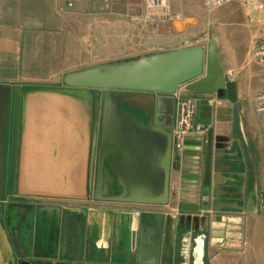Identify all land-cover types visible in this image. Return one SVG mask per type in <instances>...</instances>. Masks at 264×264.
Returning a JSON list of instances; mask_svg holds the SVG:
<instances>
[{"label":"crops","instance_id":"1","mask_svg":"<svg viewBox=\"0 0 264 264\" xmlns=\"http://www.w3.org/2000/svg\"><path fill=\"white\" fill-rule=\"evenodd\" d=\"M6 2V20L0 19V62L12 63L13 67L16 63L32 60L60 62L61 57L70 52L71 57L65 60L77 63L84 62L86 54L87 60L95 58L99 64L127 61L153 53L205 46L210 39L214 40L223 73L227 70L236 73L237 104L233 106L224 99L216 101L213 96L215 106L207 126L214 130L215 147L232 154L225 164L233 163L237 167L224 174L238 180L227 189L245 194L254 183L257 210L251 214L233 210L220 214L178 211L181 202L200 203L197 186L183 177L195 171L189 164L190 157H198V164L202 158L201 152L190 145L182 151L181 159L172 153L168 205L94 201L98 118L94 120L92 102L84 90L61 85L47 86L54 90H44L25 76L17 84L21 87V100L14 196L0 201V264H17L12 235L23 241L24 249L35 264H135L137 244L133 232L136 219L150 211L176 216L173 264H264V202L261 200L264 196V161L263 156L259 161L256 155L257 151L264 153V132L250 91L252 80L246 79L248 71L234 64L233 55L225 47L221 50L214 37H200L193 43L183 40L181 37H185V33L174 23L184 19L167 24L146 22L144 3L139 7V14L131 18L129 31L114 35L109 47L99 43L96 37L90 49H86L84 38L80 41L70 39L78 38L77 34L69 37L58 32L57 23L50 24L48 30L52 32L44 35V41L33 44L22 33L20 0ZM95 2L63 0V5L82 6L81 15L85 17L92 11L91 7L96 11ZM109 12L111 18L115 13ZM246 15L250 16V13ZM251 19L264 24V12L256 10ZM124 38L129 41H123ZM15 75L13 73L12 77ZM2 76L10 77L7 73ZM55 76L48 77L55 80ZM1 83L14 86L9 80ZM93 93L90 91L92 100L95 99ZM196 94L190 92L191 96ZM205 106L206 101L198 102L196 124L200 127L205 125L209 115ZM219 108L229 109L230 114L216 113ZM9 127L10 116L6 126L7 145ZM200 137L193 130L186 142L197 141ZM21 201L54 205L60 208V216L48 217L43 213L38 217L36 206L19 205ZM27 207L32 208L28 214L24 212Z\"/></svg>","mask_w":264,"mask_h":264},{"label":"water","instance_id":"2","mask_svg":"<svg viewBox=\"0 0 264 264\" xmlns=\"http://www.w3.org/2000/svg\"><path fill=\"white\" fill-rule=\"evenodd\" d=\"M188 84L193 93L214 95L216 101L237 104L235 84L225 77L214 40L205 46L153 53L127 61L98 64L64 73L60 85L85 91L92 102L94 120L98 118L95 158V180L92 198L97 202L147 206H166L170 198L172 162V127L175 115V93ZM90 91L95 99L92 100ZM20 85L0 84V201L14 196L16 146L18 138ZM214 101L206 102L208 116L197 141L184 143L201 152L190 157L195 171L184 179L197 186L200 203H179L180 212L220 214L233 210L255 213L256 185L247 193L228 190L238 183L226 177L237 169L225 164L232 154L215 147L214 130L208 127ZM126 108V110L124 109ZM141 112L146 122L139 120ZM230 114L229 109L216 113ZM10 116L9 147L5 158L6 120ZM195 150V152H197ZM6 165V167H5ZM236 198L235 201H227ZM59 215L60 208L41 206L37 215ZM176 216L156 211L143 213L136 219L135 264H173ZM12 241L17 264H34L26 259L24 243Z\"/></svg>","mask_w":264,"mask_h":264},{"label":"rangeland","instance_id":"3","mask_svg":"<svg viewBox=\"0 0 264 264\" xmlns=\"http://www.w3.org/2000/svg\"><path fill=\"white\" fill-rule=\"evenodd\" d=\"M20 2L21 28L27 41L33 44L44 41L46 39L44 35L48 31L52 32L48 30L50 24L57 23L55 28L58 27L56 29L58 32L66 33L69 37L77 34L78 38L70 39L80 41L84 38L86 49H90L96 37L100 40H98L99 43L109 47L114 35L120 33L124 35L129 31L128 25L132 23L131 18L139 14V7L143 3L145 5V0H96L94 3L96 11L91 7L92 11L88 12L90 14L82 17V6H64L63 0H20ZM166 2L173 13L179 14L184 19L182 22L174 23L179 31L185 33V37L184 35L181 37L183 40L193 43L200 37L216 38L220 49L225 47L233 55L234 64L248 71L250 78L248 76L246 79L252 80L250 89L253 92L252 95L255 96L258 92L264 91V69L256 65L251 58L253 49L262 42L264 33V24H258L251 19V16L256 13L253 3H230L209 12L202 0H166ZM7 7L6 0H0V19L4 21L7 16L5 13ZM109 11L115 13L111 18L108 15ZM247 12L250 16H245ZM145 16L144 12L143 17ZM189 17L192 19L187 20ZM110 25H112L111 28ZM186 25L190 26L185 27ZM56 30L54 32H57ZM127 38L123 41H129ZM71 54L70 52L67 56L61 57L60 62L32 60L16 63L15 67L12 63L8 65V63L0 62V82L9 80L11 85H17L25 76H28L34 80L33 85L36 87L58 86L61 82L60 74L99 64L98 59L87 60V54L86 60L81 63L65 60L70 58ZM12 68H14L13 71ZM4 73L9 74L10 77L5 79L6 77L2 76ZM13 73L16 74L15 77H12ZM50 75H56L55 80L52 79L53 77H48ZM256 155L259 161L263 156L264 161L262 151L261 154L257 151Z\"/></svg>","mask_w":264,"mask_h":264},{"label":"built area","instance_id":"4","mask_svg":"<svg viewBox=\"0 0 264 264\" xmlns=\"http://www.w3.org/2000/svg\"><path fill=\"white\" fill-rule=\"evenodd\" d=\"M207 11L219 9L230 3H254L257 11L264 12V0H202ZM145 20L153 24H167L175 21H181L179 14L173 13L166 0H145L144 5ZM251 58L253 62L260 68L264 69V33L263 40L252 51ZM225 77L228 81L234 82L236 73L233 70H227ZM214 95L207 93H198L196 96H191L188 90V84L180 85L175 97V115L174 124L172 127V153L181 159L184 143L191 131H196L202 137L205 135V130L196 124L198 113V102L204 100L212 102ZM255 110L261 119V124L264 132V91L258 92L253 97Z\"/></svg>","mask_w":264,"mask_h":264},{"label":"flooded vegetation","instance_id":"5","mask_svg":"<svg viewBox=\"0 0 264 264\" xmlns=\"http://www.w3.org/2000/svg\"><path fill=\"white\" fill-rule=\"evenodd\" d=\"M60 87H62V86H60ZM58 88H59V87H58ZM55 90H57V88H55ZM124 109L126 110V108H124ZM138 117H139V120H140V121H143L144 123L146 122V118L143 117V114H142L141 112H139ZM8 118H9V115H8V117H7V120H6V126H7ZM6 132H7V130H5V158H6V156H7V151H8L7 149H8V147H9V146L7 145ZM5 167H6V165H5ZM4 198H6L5 195H4L3 199H4ZM3 199H2V200H3ZM232 200H235V198H233ZM261 200H262V202H264V196L262 197ZM13 202H14V201H10L9 203H13ZM15 202H16V201H15ZM25 203H26V202H25ZM25 203L21 201L20 204H19V203H18V204H19V205H24ZM26 204H27V203H26ZM27 205L36 206L37 208L41 207L42 205H43V206H46V205H44V204L39 203V201H30V202H28ZM48 206H50V207H56V206H54V205H48ZM57 208H59V207H57ZM30 209H32V208L27 207V208L24 210V212L28 214V212H29ZM60 213H61V210H60V212L58 213L59 215H56L55 212L53 213V215H56L57 217H59V216H60ZM25 215H26V214H25ZM25 217L27 218L28 216H24V218H25ZM21 253L25 254V255H26V259L32 261V262L35 264V260L31 257V255L29 256L27 250L24 249V251H22ZM18 259H19V257L17 258V261H18Z\"/></svg>","mask_w":264,"mask_h":264},{"label":"trees","instance_id":"6","mask_svg":"<svg viewBox=\"0 0 264 264\" xmlns=\"http://www.w3.org/2000/svg\"><path fill=\"white\" fill-rule=\"evenodd\" d=\"M44 90H54V89H47L46 87L43 88Z\"/></svg>","mask_w":264,"mask_h":264}]
</instances>
